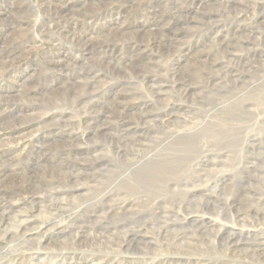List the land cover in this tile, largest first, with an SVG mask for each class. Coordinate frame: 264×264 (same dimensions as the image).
I'll return each mask as SVG.
<instances>
[{
  "label": "rangeland",
  "instance_id": "rangeland-1",
  "mask_svg": "<svg viewBox=\"0 0 264 264\" xmlns=\"http://www.w3.org/2000/svg\"><path fill=\"white\" fill-rule=\"evenodd\" d=\"M0 221V264H264L221 229L264 249V0H0Z\"/></svg>",
  "mask_w": 264,
  "mask_h": 264
},
{
  "label": "bare ground",
  "instance_id": "bare-ground-1",
  "mask_svg": "<svg viewBox=\"0 0 264 264\" xmlns=\"http://www.w3.org/2000/svg\"><path fill=\"white\" fill-rule=\"evenodd\" d=\"M64 1V0H63ZM62 2V1H61ZM64 3V2H63ZM54 5V4H53ZM51 6V5H50ZM55 8L57 9V11H59V13L60 14H62V15H64V16H66V17H68L69 16V14L70 13H72V9H70L69 7H68V5L65 3V4H56L55 5ZM69 8V9H68ZM61 17V16H60ZM74 35V34H73ZM72 38H73V40L75 39V41L77 42V44H78V38L76 37V36H72ZM91 43V42H90ZM87 45V44H86ZM78 46H79V44H78ZM60 64V63H59ZM205 80V79H204ZM232 82V81H231ZM87 83V82H86ZM261 89V88H260ZM246 93H247V91H246ZM251 94V93H250ZM244 95H245V93H244ZM249 95V94H248ZM247 95V96H248ZM115 99V98H114ZM118 99V98H117ZM246 102V101H245ZM118 103H119V101H118ZM118 103H114V107H115V109L117 108V104ZM120 104H122V103H120ZM119 104V105H120ZM117 113L120 115V116H124V114H123V112L121 113L120 111H117ZM143 114V113H142ZM118 116V115H117ZM124 118V117H123ZM120 119V118H119ZM205 126V125H204ZM211 126V125H210ZM211 127H213V126H211ZM100 128V130L102 131V132H104L105 130H106V127L104 126V125H102V126H100L99 127ZM99 128L97 129V130H99ZM127 129V128H126ZM125 129V130H126ZM197 129V128H196ZM207 129V128H206ZM211 131V130H210ZM121 132V131H120ZM104 134V133H103ZM209 134V133H208ZM110 135H111V133H110ZM201 135V134H200ZM192 136V135H191ZM195 138V137H194ZM160 144V143H159ZM161 147V146H160ZM163 158V157H162ZM81 159V158H80ZM160 159V158H159ZM74 160V159H73ZM76 160V159H75ZM79 160V159H78ZM84 161V160H83ZM77 162H79V161H77ZM168 165V164H167ZM159 167V166H158ZM157 168V167H156ZM160 168V167H159ZM158 168V169H159ZM79 169V168H78ZM150 175V174H149ZM148 175V176H149ZM159 175V174H158ZM147 176V177H148ZM152 176V175H151ZM160 176V175H159ZM153 177V176H152ZM151 177V178H152ZM11 178V177H10ZM142 178H145L146 179V177H142ZM149 179H150V177H148ZM154 178H156V176L154 177ZM158 178V177H157ZM167 178V177H166ZM197 178V177H196ZM12 179V178H11ZM145 179H143V180H145ZM148 179V180H149ZM162 179V178H161ZM7 180V179H6ZM166 180H168V179H166ZM5 181V180H4ZM145 181H147V179L145 180ZM151 181H154V180H151ZM159 181V180H158ZM168 181H170V180H168ZM143 183V182H142ZM148 183H149V181H148ZM163 182H161V184H162ZM165 183V182H164ZM151 185L153 184V183H150ZM146 185H148V184H146ZM150 185V186H151ZM154 185V184H153ZM157 185V184H156ZM156 185H154V186H156ZM164 185H166V184H164ZM158 186V185H157ZM162 186H163V184H162ZM149 187V186H148ZM7 188V187H6ZM78 188V187H77ZM164 188V187H163ZM56 189V188H55ZM134 189V188H133ZM158 189V188H157ZM166 189V188H165ZM73 190V189H72ZM72 190H70V191H72ZM158 190H161V186H160V189H158ZM163 190V189H162ZM7 191H8V189H7ZM7 191H2V193H4V192H7ZM53 191V190H52ZM70 191H67V190H65V189H63V190H57L56 192H51L50 194H48L47 196H46V198H47V203H48V205L46 204V208H48L50 211H53V210H59V209H61L62 207H66V205H65V203H67L66 202V200H67V197H69V196H71V195H73L74 193H75V191L73 192V193H70ZM154 192V191H153ZM159 192V191H158ZM163 192H165V190L163 191ZM160 193H161V191H160ZM160 193H159V195H160ZM57 195H58V197L59 196H62V198H58L57 197ZM83 195V194H82ZM35 196H36V194H35ZM3 199V198H2ZM70 199V198H69ZM68 199V200H69ZM70 200H72V199H70ZM118 201V200H117ZM69 203V202H68ZM101 203V202H100ZM102 204V203H101ZM68 205V204H67ZM98 206L100 207L101 205H99L98 204ZM105 205H104V203L102 204V209H103V207H104ZM107 206V205H106ZM11 207V206H10ZM43 207H45L44 205H43ZM55 207V208H54ZM13 208V207H12ZM96 209V208H95ZM102 209H97L98 211H101ZM105 209V208H104ZM48 210V211H49ZM68 210H69V208H68ZM6 211V210H5ZM9 211V210H8ZM12 211V210H11ZM49 211V212H50ZM62 211V210H61ZM95 211V210H94ZM4 212V211H3ZM13 212V211H12ZM58 212V211H57ZM97 212V211H96ZM96 212H95V214H96ZM102 212V211H101ZM7 213V212H6ZM5 212H4V214H6ZM59 213H60V211H59ZM93 213V212H92ZM140 213V212H139ZM91 214V213H90ZM99 214V213H98ZM148 214V213H147ZM53 215V214H52ZM61 215V214H60ZM100 215V214H99ZM235 215V214H234ZM132 216H134V215H132ZM155 216V215H154ZM238 215H236V217H237ZM9 217H11V216H9ZM8 217V218H9ZM90 217V216H89ZM88 217V218H89ZM96 217V216H95ZM13 218H15V217H13ZM244 218V217H243ZM90 219V218H89ZM16 220L18 221V219L16 218ZM137 220V219H136ZM20 221V220H19ZM95 221V220H94ZM155 221V220H154ZM236 221H238V222H242V220L241 219H239V218H237V220ZM1 222V221H0ZM87 222V221H86ZM152 222V221H151ZM137 223V222H136ZM153 223V222H152ZM20 224V223H19ZM148 224V223H147ZM155 224V223H154ZM236 224V223H235ZM2 225V224H1ZM83 225V224H82ZM152 225V224H151ZM229 225V224H228ZM238 225V224H237ZM242 225V224H241ZM21 226V225H20ZM126 226V225H125ZM245 226V225H244ZM21 227H23V226H21ZM74 227H75V225H74ZM19 228V227H18ZM126 229V228H125ZM221 229H223V232H224V236H227L229 239V241H231L230 243L232 244L231 246H237V245H239V246H241L242 247V249H244L245 251H243V252H248V251H251V252H255V253H259V255L261 256V257H263L264 258V252H262L264 249H262V246H263V240H260V239H258V237H256V238H254L253 240H251V239H247V240H242V241H238L237 239H234V238H236L235 236L236 235H234L233 236V230H234V228L233 227H227L226 225H224ZM10 230V229H9ZM8 230V231H9ZM16 231V230H15ZM122 231V230H121ZM128 231H130V229L128 230ZM19 232V231H18ZM122 232H124V231H122ZM135 232V231H134ZM8 233V232H7ZM9 233H10V231H9ZM125 233V232H124ZM133 233V232H132ZM15 234V233H14ZM135 234V233H134ZM133 234V235H134ZM220 234V233H219ZM1 235V234H0ZM13 235V234H12ZM16 235V234H15ZM120 235V234H119ZM127 235V234H126ZM136 235V234H135ZM262 235V234H261ZM264 235V234H263ZM234 238H233V237ZM120 237V236H119ZM240 238V237H239ZM181 239H188V238H186L185 236H183V237H181ZM112 242V241H111ZM113 243V242H112ZM189 244V243H188ZM70 251V250H69ZM260 257V258H261Z\"/></svg>",
  "mask_w": 264,
  "mask_h": 264
}]
</instances>
